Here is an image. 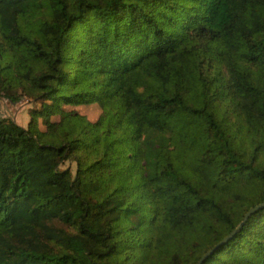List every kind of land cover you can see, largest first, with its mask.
<instances>
[{
    "label": "trees",
    "instance_id": "16d2710c",
    "mask_svg": "<svg viewBox=\"0 0 264 264\" xmlns=\"http://www.w3.org/2000/svg\"><path fill=\"white\" fill-rule=\"evenodd\" d=\"M2 97L0 264H264V0H0Z\"/></svg>",
    "mask_w": 264,
    "mask_h": 264
},
{
    "label": "rangeland",
    "instance_id": "374dc122",
    "mask_svg": "<svg viewBox=\"0 0 264 264\" xmlns=\"http://www.w3.org/2000/svg\"><path fill=\"white\" fill-rule=\"evenodd\" d=\"M37 106L38 104H36L32 100H29L28 98H22L21 100L12 103L9 102L8 99L2 97L0 99V117L10 118L17 124L23 127H27L30 121V110L34 109ZM68 108H72L78 111L92 121L96 120L100 113V109L96 104ZM40 128L44 129V126L40 124Z\"/></svg>",
    "mask_w": 264,
    "mask_h": 264
},
{
    "label": "water",
    "instance_id": "95a60500",
    "mask_svg": "<svg viewBox=\"0 0 264 264\" xmlns=\"http://www.w3.org/2000/svg\"><path fill=\"white\" fill-rule=\"evenodd\" d=\"M264 206V203H261L259 205L250 207L246 213L243 215L242 220L240 221V223L225 237L224 240H227L228 238L232 237L235 232L243 225V223L247 220V218L258 208ZM212 251H208L206 252L197 262V264H201L203 262V260L211 253Z\"/></svg>",
    "mask_w": 264,
    "mask_h": 264
}]
</instances>
